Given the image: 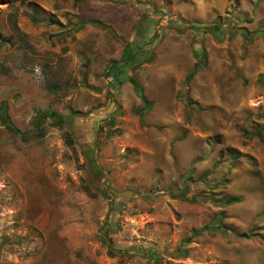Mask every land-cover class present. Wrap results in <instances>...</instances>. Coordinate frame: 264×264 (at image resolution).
Listing matches in <instances>:
<instances>
[{"label": "rangeland", "instance_id": "rangeland-1", "mask_svg": "<svg viewBox=\"0 0 264 264\" xmlns=\"http://www.w3.org/2000/svg\"><path fill=\"white\" fill-rule=\"evenodd\" d=\"M2 108L0 264H264V0H0Z\"/></svg>", "mask_w": 264, "mask_h": 264}, {"label": "trees", "instance_id": "trees-1", "mask_svg": "<svg viewBox=\"0 0 264 264\" xmlns=\"http://www.w3.org/2000/svg\"><path fill=\"white\" fill-rule=\"evenodd\" d=\"M54 24L59 25V23H54ZM84 24H87V23H81V25H84ZM91 24L100 25L98 22H92ZM195 28L197 29L198 27L196 26ZM201 28H202L201 29L202 31H208V30L216 29L217 27H215V26H205V27H201ZM132 61H134V55L131 52V45L128 43V44H125L124 45V48H123L122 63L121 64H114V65H112L111 68H110V71L108 72V75L111 76L113 80H117L116 78H118V76L114 74V71H116V70H119L120 71L121 68L124 65L127 66V63L132 62ZM194 73H195V71L188 76L187 82L191 79V77L193 76ZM128 82L134 88H138L139 87V84H138V82L135 79L130 78V79H128ZM140 96H141L142 102H144V104H146V101H145L143 95H140ZM41 114L42 113H38L36 116L33 117L32 122H31V126L32 127H34V128L40 127L39 120H40ZM50 117H51V115H50ZM0 123H1L2 126H4L10 132H13L15 134H19L20 133L11 124V122H10V120L8 118V115L5 112V108L0 109ZM262 131H264V128L263 127L259 128V131L253 133V135L255 137H257V138H260ZM182 196H184V195H182ZM238 201L239 200L236 199V198H231V199L226 200L224 202V205H233L235 203H238ZM209 228H211V226L204 227L202 230H207ZM200 232H201V230L198 231L196 234H199ZM243 238H248V237L247 236H243ZM187 242H190V239H188Z\"/></svg>", "mask_w": 264, "mask_h": 264}, {"label": "water", "instance_id": "water-1", "mask_svg": "<svg viewBox=\"0 0 264 264\" xmlns=\"http://www.w3.org/2000/svg\"><path fill=\"white\" fill-rule=\"evenodd\" d=\"M51 118L56 119L57 123L62 125L63 124V119L60 118L58 114L52 113Z\"/></svg>", "mask_w": 264, "mask_h": 264}, {"label": "bare ground", "instance_id": "bare-ground-1", "mask_svg": "<svg viewBox=\"0 0 264 264\" xmlns=\"http://www.w3.org/2000/svg\"><path fill=\"white\" fill-rule=\"evenodd\" d=\"M86 145V144H85ZM88 151V150H87Z\"/></svg>", "mask_w": 264, "mask_h": 264}]
</instances>
